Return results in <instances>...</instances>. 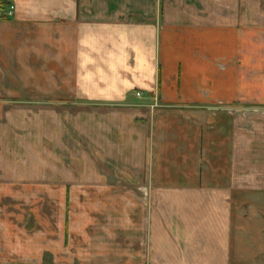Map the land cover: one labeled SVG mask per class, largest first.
<instances>
[{"label":"crops","instance_id":"obj_1","mask_svg":"<svg viewBox=\"0 0 264 264\" xmlns=\"http://www.w3.org/2000/svg\"><path fill=\"white\" fill-rule=\"evenodd\" d=\"M0 264H264V0H6Z\"/></svg>","mask_w":264,"mask_h":264},{"label":"rangeland","instance_id":"obj_2","mask_svg":"<svg viewBox=\"0 0 264 264\" xmlns=\"http://www.w3.org/2000/svg\"><path fill=\"white\" fill-rule=\"evenodd\" d=\"M9 6H6L0 9V20H4L5 18H10L8 14ZM3 72L0 70V76H4ZM8 94L0 89V123H3L6 120V116L13 109V102H11L10 98L7 96Z\"/></svg>","mask_w":264,"mask_h":264},{"label":"trees","instance_id":"obj_3","mask_svg":"<svg viewBox=\"0 0 264 264\" xmlns=\"http://www.w3.org/2000/svg\"><path fill=\"white\" fill-rule=\"evenodd\" d=\"M8 6V2L6 0H0V9Z\"/></svg>","mask_w":264,"mask_h":264},{"label":"built area","instance_id":"obj_4","mask_svg":"<svg viewBox=\"0 0 264 264\" xmlns=\"http://www.w3.org/2000/svg\"><path fill=\"white\" fill-rule=\"evenodd\" d=\"M13 10H14V7L13 6H9V11H8L9 16L12 15Z\"/></svg>","mask_w":264,"mask_h":264}]
</instances>
